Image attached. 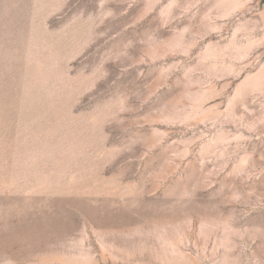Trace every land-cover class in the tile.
<instances>
[{
    "label": "rangeland",
    "instance_id": "obj_1",
    "mask_svg": "<svg viewBox=\"0 0 264 264\" xmlns=\"http://www.w3.org/2000/svg\"><path fill=\"white\" fill-rule=\"evenodd\" d=\"M2 6L0 264H264V0Z\"/></svg>",
    "mask_w": 264,
    "mask_h": 264
},
{
    "label": "crops",
    "instance_id": "obj_2",
    "mask_svg": "<svg viewBox=\"0 0 264 264\" xmlns=\"http://www.w3.org/2000/svg\"><path fill=\"white\" fill-rule=\"evenodd\" d=\"M4 2V0H0V9H3L2 3ZM45 8V7H44Z\"/></svg>",
    "mask_w": 264,
    "mask_h": 264
}]
</instances>
